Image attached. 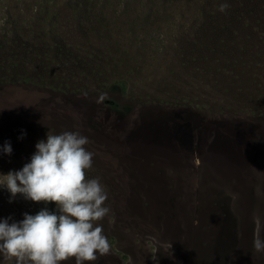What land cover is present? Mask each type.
Returning <instances> with one entry per match:
<instances>
[{"label":"rangeland","instance_id":"1","mask_svg":"<svg viewBox=\"0 0 264 264\" xmlns=\"http://www.w3.org/2000/svg\"><path fill=\"white\" fill-rule=\"evenodd\" d=\"M235 99L264 100V0H0V174L47 134L87 137L112 247L85 264H208L190 240L195 190L221 174L205 158L217 115L250 112ZM9 196L0 219L55 210ZM222 246V264H248Z\"/></svg>","mask_w":264,"mask_h":264},{"label":"clouds","instance_id":"2","mask_svg":"<svg viewBox=\"0 0 264 264\" xmlns=\"http://www.w3.org/2000/svg\"><path fill=\"white\" fill-rule=\"evenodd\" d=\"M227 4L220 6L221 11ZM102 94L98 102H102ZM88 139L77 132L47 134L36 143V151L20 170L0 174V187L9 192V203L19 194L26 201L49 203L55 210L42 208L23 219H0V254L13 264H62L75 258V264L94 262L110 253L111 244L99 223L108 215L107 192L99 178H89L93 154ZM11 154L9 143L3 146ZM253 246L264 251L260 220Z\"/></svg>","mask_w":264,"mask_h":264},{"label":"trees","instance_id":"3","mask_svg":"<svg viewBox=\"0 0 264 264\" xmlns=\"http://www.w3.org/2000/svg\"><path fill=\"white\" fill-rule=\"evenodd\" d=\"M234 105L239 109L246 105L250 112L217 115L219 125L205 158H215L221 174L218 179L200 180L196 185L197 207L199 198H203L190 240L193 252L199 250L208 264H219L226 240L238 250L239 258L241 250L247 252L248 264H264V251L257 252L253 246L257 218L264 240V100H247L244 104L235 99ZM224 181L231 188L224 186ZM249 256H253L254 263Z\"/></svg>","mask_w":264,"mask_h":264}]
</instances>
